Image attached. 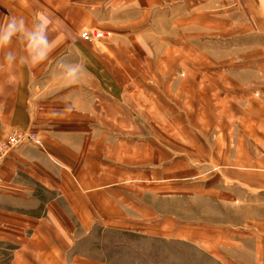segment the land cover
Listing matches in <instances>:
<instances>
[{
    "label": "crops",
    "instance_id": "1",
    "mask_svg": "<svg viewBox=\"0 0 264 264\" xmlns=\"http://www.w3.org/2000/svg\"><path fill=\"white\" fill-rule=\"evenodd\" d=\"M39 14L44 63L0 51V138L43 141L0 166V264H95L72 252L95 226L264 264V0H0V23Z\"/></svg>",
    "mask_w": 264,
    "mask_h": 264
},
{
    "label": "rangeland",
    "instance_id": "2",
    "mask_svg": "<svg viewBox=\"0 0 264 264\" xmlns=\"http://www.w3.org/2000/svg\"><path fill=\"white\" fill-rule=\"evenodd\" d=\"M84 32L80 33V38L89 42L105 36L103 34L98 35L97 39L93 38L89 30L90 36L83 38ZM14 131L22 130L10 131L0 141H7L8 135ZM36 136L43 144L42 138L37 134ZM74 233L73 254L95 264H216L197 247L180 240L149 237L127 230L102 229L97 226L87 231L78 229Z\"/></svg>",
    "mask_w": 264,
    "mask_h": 264
},
{
    "label": "clouds",
    "instance_id": "3",
    "mask_svg": "<svg viewBox=\"0 0 264 264\" xmlns=\"http://www.w3.org/2000/svg\"><path fill=\"white\" fill-rule=\"evenodd\" d=\"M52 23L43 14H39L31 25L23 17H7L4 23H0V51L4 52L3 64L11 67L15 63V53L9 50L14 40L24 46L23 60L26 64L34 67L44 63L55 45L54 39L49 35ZM86 75L87 69L82 63L61 59L57 61L52 77L64 86L71 87L81 83Z\"/></svg>",
    "mask_w": 264,
    "mask_h": 264
},
{
    "label": "built area",
    "instance_id": "4",
    "mask_svg": "<svg viewBox=\"0 0 264 264\" xmlns=\"http://www.w3.org/2000/svg\"><path fill=\"white\" fill-rule=\"evenodd\" d=\"M88 32L89 31H85L83 33V38H87V36H90ZM91 35L93 36V38H96L98 35L102 36L103 33L98 30H91ZM25 142H30L38 147L43 148L41 140L32 131H14L13 133L8 135L7 141H0V166L4 161V158L10 152H12L14 149H16Z\"/></svg>",
    "mask_w": 264,
    "mask_h": 264
},
{
    "label": "bare ground",
    "instance_id": "5",
    "mask_svg": "<svg viewBox=\"0 0 264 264\" xmlns=\"http://www.w3.org/2000/svg\"><path fill=\"white\" fill-rule=\"evenodd\" d=\"M94 37H95V35H94Z\"/></svg>",
    "mask_w": 264,
    "mask_h": 264
}]
</instances>
